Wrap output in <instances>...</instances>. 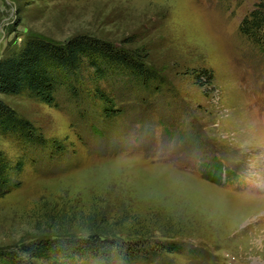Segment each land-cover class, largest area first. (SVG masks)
Masks as SVG:
<instances>
[{
  "label": "rangeland",
  "instance_id": "1",
  "mask_svg": "<svg viewBox=\"0 0 264 264\" xmlns=\"http://www.w3.org/2000/svg\"><path fill=\"white\" fill-rule=\"evenodd\" d=\"M263 15L264 0H0V60L30 38L86 37L135 51L158 77L101 81L113 118L90 83L79 100L61 88L57 108L1 97L47 146L0 135L27 161L0 199V255L97 233L149 242L132 264H264V22L259 42L245 32Z\"/></svg>",
  "mask_w": 264,
  "mask_h": 264
},
{
  "label": "trees",
  "instance_id": "2",
  "mask_svg": "<svg viewBox=\"0 0 264 264\" xmlns=\"http://www.w3.org/2000/svg\"><path fill=\"white\" fill-rule=\"evenodd\" d=\"M263 22L264 15L253 19L247 26L246 34H251L259 42ZM147 63V59L135 51L118 48L99 39L77 37L57 44L30 38L20 51L0 60V135L14 136L27 145L45 148L47 142L44 136L1 97L26 93L39 103L57 108L56 95L61 88H66L79 100L83 83L91 84L93 93L89 97L106 106L107 117L113 118L114 101L104 92L100 82L125 72L135 83L150 89L158 77ZM26 163L24 157L13 160L0 149V199L20 188ZM160 244L157 245L160 248L158 251L179 250V246ZM129 245L126 248L118 240L97 233L84 239L38 240L22 248L20 253L1 254L0 264H34L36 260L52 264H79L89 259L110 264L115 258L132 264L148 259L154 250L149 242H141L134 247Z\"/></svg>",
  "mask_w": 264,
  "mask_h": 264
}]
</instances>
